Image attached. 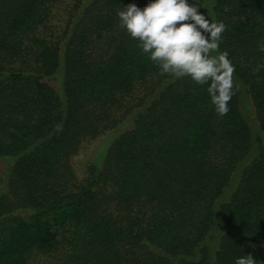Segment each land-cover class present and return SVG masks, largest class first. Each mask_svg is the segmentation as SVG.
I'll list each match as a JSON object with an SVG mask.
<instances>
[{
	"label": "trees",
	"instance_id": "16d2710c",
	"mask_svg": "<svg viewBox=\"0 0 264 264\" xmlns=\"http://www.w3.org/2000/svg\"><path fill=\"white\" fill-rule=\"evenodd\" d=\"M131 2L0 0V264H264V0H198L235 66L223 116L119 26Z\"/></svg>",
	"mask_w": 264,
	"mask_h": 264
},
{
	"label": "clouds",
	"instance_id": "9594fccd",
	"mask_svg": "<svg viewBox=\"0 0 264 264\" xmlns=\"http://www.w3.org/2000/svg\"><path fill=\"white\" fill-rule=\"evenodd\" d=\"M200 8L198 0H147L143 7L135 2L121 6L117 17L119 26L137 41L161 76L188 77L206 85L213 110L223 116L238 87L235 66L228 52L219 50L225 24ZM258 48L264 52V41H258ZM255 262L249 253L236 257L234 264Z\"/></svg>",
	"mask_w": 264,
	"mask_h": 264
},
{
	"label": "rangeland",
	"instance_id": "374dc122",
	"mask_svg": "<svg viewBox=\"0 0 264 264\" xmlns=\"http://www.w3.org/2000/svg\"><path fill=\"white\" fill-rule=\"evenodd\" d=\"M52 86L58 89V80L48 81ZM125 123V124H124ZM120 124L117 128L107 131L105 134L99 136L95 140L86 143L82 150L71 159V163L74 172L79 180L83 179L85 176V171L89 165L95 164L101 166L106 155V150L112 144V139L117 136L120 131H124L129 126L128 122ZM123 129V130H122ZM111 141V143H109ZM108 143V144H107ZM11 171V162L9 160H0V179L2 182H7ZM45 261L44 258L41 260V264ZM57 263V262H56Z\"/></svg>",
	"mask_w": 264,
	"mask_h": 264
}]
</instances>
